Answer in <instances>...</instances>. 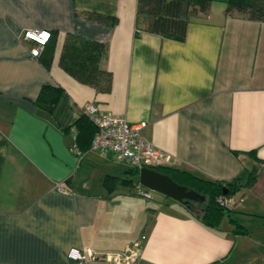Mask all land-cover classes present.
I'll use <instances>...</instances> for the list:
<instances>
[{
    "label": "crops",
    "instance_id": "1",
    "mask_svg": "<svg viewBox=\"0 0 264 264\" xmlns=\"http://www.w3.org/2000/svg\"><path fill=\"white\" fill-rule=\"evenodd\" d=\"M136 20L137 0H0V264H73L71 247L120 251L141 235L134 264H264V21L224 1L191 17L183 39ZM27 29L53 35L48 63ZM68 34L104 44L108 90L60 66ZM44 85L60 89L51 110L37 102ZM88 104L141 124L164 166L222 183L257 176L207 225L183 202L136 194L131 166L85 136L78 149L72 126Z\"/></svg>",
    "mask_w": 264,
    "mask_h": 264
},
{
    "label": "trees",
    "instance_id": "2",
    "mask_svg": "<svg viewBox=\"0 0 264 264\" xmlns=\"http://www.w3.org/2000/svg\"><path fill=\"white\" fill-rule=\"evenodd\" d=\"M212 0H137V25L147 31L156 32L174 39H183L187 25L194 15L207 13ZM226 11L246 16L249 19L264 21V0H223ZM98 20L107 21V16L92 14ZM51 34V32H50ZM54 46L53 35L45 42L39 54L46 63L50 60ZM104 44L90 41L80 36L68 34L64 40L59 57L60 66L80 82L94 86L98 90H108L111 84V73L100 67V57L104 52ZM60 89L44 85L40 89L37 102L45 109L51 110L57 102ZM75 132V143L82 151L81 139L85 136L86 144L90 146L95 132V126L88 116L82 115L72 126ZM259 161L258 158H256ZM262 161V160H261ZM169 175L178 184L185 185L204 196V200H191L186 205L195 210L200 219L210 226L217 225L228 208L217 200L219 196H231L239 188L249 186L257 176V171L244 168L233 180L222 183L211 180L186 170L169 166L156 168ZM133 174L138 169L131 167ZM138 180H130L132 186ZM105 181L106 185L109 183ZM226 190L225 193L223 191ZM194 203L201 204L198 207Z\"/></svg>",
    "mask_w": 264,
    "mask_h": 264
},
{
    "label": "built area",
    "instance_id": "3",
    "mask_svg": "<svg viewBox=\"0 0 264 264\" xmlns=\"http://www.w3.org/2000/svg\"><path fill=\"white\" fill-rule=\"evenodd\" d=\"M46 34V35H45ZM22 37L33 40L34 46L30 52L38 56L45 42L50 38V31L27 29ZM42 41V42H41ZM85 113L95 126V132L90 147L101 152H109L118 161H123L131 167L157 168L167 164L170 155L146 140L140 133L141 124H131L124 115L101 112L94 104L85 107ZM134 192L144 198H152V190L142 185L138 180L133 185ZM219 203L230 208L234 201L233 195L219 196ZM145 235L128 244L120 251H97L90 247H71L67 256L73 264H87L92 259H105L111 264H134Z\"/></svg>",
    "mask_w": 264,
    "mask_h": 264
},
{
    "label": "water",
    "instance_id": "4",
    "mask_svg": "<svg viewBox=\"0 0 264 264\" xmlns=\"http://www.w3.org/2000/svg\"><path fill=\"white\" fill-rule=\"evenodd\" d=\"M138 181L148 189L162 193L184 204L191 200L203 201L205 199L195 190L178 184L169 175L155 168L141 167L138 170ZM225 192L226 190L223 191V193Z\"/></svg>",
    "mask_w": 264,
    "mask_h": 264
},
{
    "label": "rangeland",
    "instance_id": "5",
    "mask_svg": "<svg viewBox=\"0 0 264 264\" xmlns=\"http://www.w3.org/2000/svg\"><path fill=\"white\" fill-rule=\"evenodd\" d=\"M212 1H215V2H220V1H223V0H212ZM152 194H159L157 191H154V190H152ZM201 204H199V203H194V206L195 207H198V206H200Z\"/></svg>",
    "mask_w": 264,
    "mask_h": 264
},
{
    "label": "snow or ice",
    "instance_id": "6",
    "mask_svg": "<svg viewBox=\"0 0 264 264\" xmlns=\"http://www.w3.org/2000/svg\"><path fill=\"white\" fill-rule=\"evenodd\" d=\"M46 35V34H45ZM42 42V41H41Z\"/></svg>",
    "mask_w": 264,
    "mask_h": 264
}]
</instances>
